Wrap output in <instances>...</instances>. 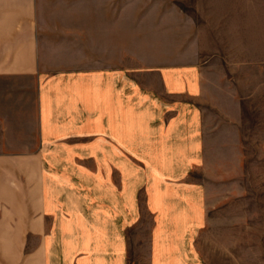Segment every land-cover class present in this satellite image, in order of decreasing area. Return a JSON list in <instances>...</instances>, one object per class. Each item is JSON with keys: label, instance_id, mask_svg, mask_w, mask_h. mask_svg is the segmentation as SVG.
<instances>
[{"label": "crops", "instance_id": "crops-1", "mask_svg": "<svg viewBox=\"0 0 264 264\" xmlns=\"http://www.w3.org/2000/svg\"><path fill=\"white\" fill-rule=\"evenodd\" d=\"M99 5L64 7L55 40L37 0H0V80L34 82L37 142L0 161V241L19 264H134L144 220V264H198L201 178L243 172L242 99L198 61L117 69Z\"/></svg>", "mask_w": 264, "mask_h": 264}, {"label": "rangeland", "instance_id": "rangeland-1", "mask_svg": "<svg viewBox=\"0 0 264 264\" xmlns=\"http://www.w3.org/2000/svg\"><path fill=\"white\" fill-rule=\"evenodd\" d=\"M37 3L43 23L56 32L55 40L64 7L79 3L87 18L100 4L102 20L115 17L117 69L139 76L198 61L212 83L227 86L242 99L243 172L229 169L230 176L221 177L210 169L201 178L206 217L195 242L197 263L264 264V160H254L258 143L264 142V0ZM36 149L34 82L28 77L0 80V161L7 159L12 168L19 157L23 168ZM144 224L134 233V264H144ZM13 245L12 240L0 241V264H19Z\"/></svg>", "mask_w": 264, "mask_h": 264}]
</instances>
